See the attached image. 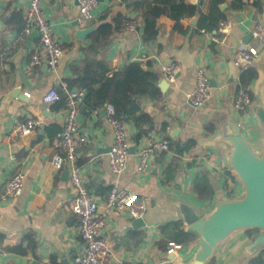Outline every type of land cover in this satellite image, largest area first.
<instances>
[{
    "label": "crops",
    "instance_id": "crops-1",
    "mask_svg": "<svg viewBox=\"0 0 264 264\" xmlns=\"http://www.w3.org/2000/svg\"><path fill=\"white\" fill-rule=\"evenodd\" d=\"M29 2L0 0V264H75V258L85 250L79 217L72 209L75 193L69 169L56 170L51 164L56 154L63 153L59 134L64 125L65 94H60L61 99L53 104H46L44 96L51 89L59 92L76 78L75 69L83 67L84 49L91 43L92 35L85 41L75 39L80 28L73 26L79 16L77 0H44V11L64 56L54 71L33 66L32 57L40 50V38L30 42L28 36L21 37L19 30ZM232 2L226 0L213 10L212 0H185L186 5L195 6L199 12L181 17L169 5L155 0H98L94 21L86 27L95 25L97 29L103 22L114 23L120 18H133L139 23L135 34L115 35L106 53L100 55L99 58H107L113 72L138 62L159 75L160 85L166 80L165 65L176 62L181 67L165 92L159 87L161 99L143 102V110L154 119V129L148 136L136 141L139 130L133 123H124L135 151L119 176L110 166L107 150L112 147L113 135L106 116L101 115L105 106L98 113L86 104L82 107L80 130L87 135L88 143L79 149V162L86 185L101 210L105 211L104 202L114 186L127 188L148 201L143 226H136L135 219L127 213H106L102 237L110 249L107 264H195L200 250L197 239L182 244L174 253L168 252L177 231L174 223L187 229L183 207L204 216L214 210L219 199H231L243 192L229 167V147L221 142V137L225 120L232 119L242 124L245 137L256 149L264 139V130L251 126L247 111L237 112L233 107L245 67H253L259 74L250 87L254 101L250 110L263 97L264 50L254 38L253 28L264 10V0H244L240 9H234ZM151 14L157 17L158 36L147 42L145 20ZM220 14L225 18L213 26L211 22ZM177 19L183 31L174 28ZM242 45L258 53L247 66L237 64V49ZM199 68L211 77L212 92L208 104L195 110L188 96L195 88ZM30 119L40 125L19 139L11 138L13 127ZM160 138L181 144L195 141L196 145L184 155L170 148L153 158L147 172L138 174V151L150 140ZM17 171L26 174L24 190L17 198L4 201L2 194ZM228 173L234 176L235 183ZM204 174L214 189V196L208 201H202L194 189ZM228 182L234 188L233 195L226 189ZM28 235L33 236L36 249L23 255L13 251L21 244L23 249L28 248ZM253 236L248 232L235 236L217 250L208 264H250L263 251L249 253Z\"/></svg>",
    "mask_w": 264,
    "mask_h": 264
},
{
    "label": "built area",
    "instance_id": "built-area-1",
    "mask_svg": "<svg viewBox=\"0 0 264 264\" xmlns=\"http://www.w3.org/2000/svg\"><path fill=\"white\" fill-rule=\"evenodd\" d=\"M79 16L77 25L80 28L86 27L94 21L93 11L97 7L98 0H77ZM140 1V0H139ZM44 0H30L26 10V25L21 32V37L29 36L37 30L40 34V50L32 57L31 64L36 67H45L50 71L56 70L64 56V49L55 35V29L44 8ZM124 33L135 34L139 23L133 18H126L123 22ZM253 36L259 46L264 50V10L260 19L255 23ZM258 56L254 49L240 46L237 49V64L251 63ZM167 82H174L181 72V67L176 62H170L163 67ZM62 92L66 96L65 117L63 129L59 134L63 146V153L56 154L51 164L56 170L69 169L70 183L75 193L73 212L79 217V230L85 244V250L75 258V264H107L109 261L110 249L102 237V231L106 227L107 212L119 211L130 215L133 219H143L148 210V201L130 192L127 188L114 186L104 202L103 212L94 193L87 187L82 167L79 163V149L88 143L87 135L81 133L80 120L82 107L85 104L86 93L80 89H69L65 84ZM212 85L211 77L204 68H199L196 73V85L189 94L188 100L195 109L204 108L211 98ZM61 99L56 89H51L45 96L46 104H53ZM253 96L248 90L240 89L234 100L233 107L237 112H246L253 105ZM106 121L112 130L113 143L109 152L111 170L117 176L123 174L128 167L131 156V145L128 132L123 121L117 118L115 108L108 105L106 109ZM95 113H98L95 111ZM40 124L30 119L24 124L16 125L10 132L13 139H19L28 131ZM170 150V141L164 138L152 139L138 151V163L136 172L138 174L147 172L153 158L161 153ZM26 174L17 171L9 181L2 200L17 198L25 187ZM182 248V244L169 243V253H174ZM1 254V252H0ZM36 264H48L45 261H38Z\"/></svg>",
    "mask_w": 264,
    "mask_h": 264
},
{
    "label": "trees",
    "instance_id": "trees-1",
    "mask_svg": "<svg viewBox=\"0 0 264 264\" xmlns=\"http://www.w3.org/2000/svg\"><path fill=\"white\" fill-rule=\"evenodd\" d=\"M156 3L169 5L172 10H176L182 17L184 14L190 16L197 14L198 8L185 4V0H155ZM226 0H212V9H218V6ZM244 0H233L232 7L240 9ZM178 3V4H177ZM176 5H180L176 7ZM216 21H212V25L217 27L218 21L225 17L218 15ZM157 17L153 14L147 16L145 20L144 39L147 42L154 41L158 36ZM125 19H117L114 23L103 22L91 36V43L84 49L85 60L84 65L80 69H75L76 78L68 82L69 89H80L86 93L85 104L93 111L99 112L106 104L115 108L116 116L124 123H133L139 130L136 135V141L142 137L148 136L154 129L153 117L143 110V102L145 100L158 101L162 98V91L159 88L160 77L157 73L144 68L141 63L135 62L126 68L113 72L106 57L99 58L100 55L106 53L112 38L124 32L123 22ZM180 20H176L175 29L183 31ZM18 23H21L18 21ZM26 25V19L19 30H23ZM258 72L253 67L243 68L240 78L241 89L250 91L252 83L258 78ZM63 94L62 89L59 90ZM66 103V96L63 99ZM170 141V148L175 149L179 155L189 152L196 144L195 141H189L181 144L180 142ZM80 163V162H79ZM81 165V164H80ZM228 176L235 183V178L231 173ZM198 197L202 201L211 200L214 196V189L206 174L203 179H197L194 186ZM229 195L234 194V188L229 182L226 185ZM177 230L173 235V242L177 244L191 243L196 237L184 229L182 224L174 223ZM257 231L248 232L249 235L255 234ZM28 240V248L23 249L22 244L13 248V251L19 254H26L29 250H35L37 244L32 235L25 237ZM250 264H264V250L250 261Z\"/></svg>",
    "mask_w": 264,
    "mask_h": 264
},
{
    "label": "water",
    "instance_id": "water-1",
    "mask_svg": "<svg viewBox=\"0 0 264 264\" xmlns=\"http://www.w3.org/2000/svg\"><path fill=\"white\" fill-rule=\"evenodd\" d=\"M73 26H78L77 21ZM95 29V25L79 28L75 32V39L85 41ZM39 38L37 30L28 36L30 42ZM247 65L244 63V66ZM167 84V80L160 83L162 91H166ZM262 96L260 104L253 110H247V114L251 116V126L264 130V91ZM107 107L108 104L101 110L102 116H106ZM221 142L229 147L228 164L243 192L231 199H219L214 210L204 216L193 208L183 207L186 231L194 235L200 244L195 264H208L223 244L245 232L257 231L252 237L250 254L264 250V139L260 148L256 149L245 137L242 124L226 119ZM107 151L110 152L111 148ZM134 151L135 148H131V152ZM144 224L143 219L135 220L136 226Z\"/></svg>",
    "mask_w": 264,
    "mask_h": 264
},
{
    "label": "rangeland",
    "instance_id": "rangeland-1",
    "mask_svg": "<svg viewBox=\"0 0 264 264\" xmlns=\"http://www.w3.org/2000/svg\"><path fill=\"white\" fill-rule=\"evenodd\" d=\"M241 191H242V189L239 190V192H241Z\"/></svg>",
    "mask_w": 264,
    "mask_h": 264
}]
</instances>
